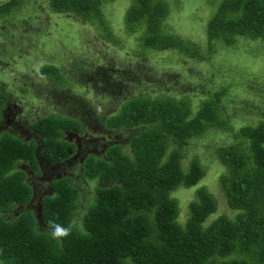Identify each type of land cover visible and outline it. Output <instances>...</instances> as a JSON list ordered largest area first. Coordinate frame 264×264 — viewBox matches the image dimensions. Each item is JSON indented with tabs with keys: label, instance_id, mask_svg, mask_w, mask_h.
Returning a JSON list of instances; mask_svg holds the SVG:
<instances>
[{
	"label": "trees",
	"instance_id": "16d2710c",
	"mask_svg": "<svg viewBox=\"0 0 264 264\" xmlns=\"http://www.w3.org/2000/svg\"><path fill=\"white\" fill-rule=\"evenodd\" d=\"M25 1L1 3L0 18L23 17L18 13ZM43 1L56 14L85 21L101 40L113 45L120 42L103 15L102 5L110 0ZM126 1L122 34L138 32L136 53L140 56L149 50H169L198 61L207 59L216 46L234 47L238 39L264 45V0H208L212 11L203 25L204 48L167 28L168 8L163 0ZM17 35V41H22L24 33L18 31ZM37 72L55 86L67 83L55 65L42 64ZM221 76L222 71L217 70L209 80ZM257 77L247 81H258ZM229 86L206 88L202 84L195 95L142 92L122 99L104 118L103 127L130 130L132 154L122 152L115 143L105 149L106 159L93 157V153L84 159L83 173L94 179L93 199L79 218L88 234L74 232L60 241L51 239L48 221L67 224L73 219L78 189L67 176L51 180L50 194L39 200L42 227L37 234L32 211L15 208L31 197L19 165L27 164L38 173L37 154L53 162L67 157L71 146L59 136L61 131H81V119L40 116L28 126L36 134L28 140L2 131L1 264H264V120L235 127L230 113L236 110L226 109L232 98L224 100ZM8 100L0 86V115ZM210 129L235 139L214 151V159L225 168L218 177L220 189L234 213L219 214L206 223L216 205L207 189L198 186L188 203L186 219L179 223L171 193L178 187L196 185L204 175L196 157L182 168L183 145Z\"/></svg>",
	"mask_w": 264,
	"mask_h": 264
},
{
	"label": "rangeland",
	"instance_id": "374dc122",
	"mask_svg": "<svg viewBox=\"0 0 264 264\" xmlns=\"http://www.w3.org/2000/svg\"><path fill=\"white\" fill-rule=\"evenodd\" d=\"M5 1L0 0V4ZM163 1L168 8L164 20L167 28L204 48L203 25L212 11L208 0ZM127 4L126 0H110L102 5L103 15L120 39L116 45L101 40L82 19L50 11L43 0H26L18 13L21 18L16 15L14 20L0 18V86L9 96L7 108L3 106L0 115V133L9 129L13 135L28 140L32 132L28 126L40 116L81 119V131H61L59 136L71 146L68 157L78 148L84 154L81 163L74 162L69 169H60L58 173L59 176L63 172L71 173V183L78 188L73 215L77 220L93 199L94 179L85 177L84 159L90 153L106 159L105 149L115 143L120 144L122 152L132 154L128 141L130 130L109 131L103 127L104 118L125 97L142 92L155 95L187 91L195 95L197 86L202 84L210 88L230 83L224 100L232 98L227 101L226 109L236 110L230 113L231 123L239 127L264 120V45L238 39L234 47L216 46L207 59L198 61L169 50H149L140 56L136 53L138 32L122 34L121 20ZM18 31L24 33L22 41H17ZM45 63L58 67L67 83L55 86L49 78H40L37 71ZM217 70L222 71V76L210 81V74ZM251 76H258V81H247ZM75 137L81 147L77 148ZM232 140L235 139L229 133L210 129L183 145L182 168L196 157L204 175L196 185L178 187L171 193L177 202L179 223L186 219L188 203L194 199L198 186L207 189L216 205L206 217V223L219 214L233 215L234 210L227 206L218 181L225 168L214 159L215 149ZM45 179L46 176L38 180L40 187L27 208L18 210L29 207L36 215L37 197L43 191Z\"/></svg>",
	"mask_w": 264,
	"mask_h": 264
},
{
	"label": "flooded vegetation",
	"instance_id": "af4514ba",
	"mask_svg": "<svg viewBox=\"0 0 264 264\" xmlns=\"http://www.w3.org/2000/svg\"><path fill=\"white\" fill-rule=\"evenodd\" d=\"M4 106H5V108H7L6 104ZM5 130H7V129H5ZM28 130H31V129L28 128ZM8 131H9V129H8ZM74 133H76V132H74ZM31 137H36V134L33 131L30 132L28 139H30ZM74 140L76 141V137ZM76 144H77V148H78L80 146V143H78V140L76 141ZM36 150H37V147L35 148V151ZM82 151L83 150L81 148H78L77 151L74 152L73 155H70L69 157L67 156V157H65L59 161H55V162L49 161L44 156L37 154L36 156H37L38 173H36L35 170L30 169L27 164L20 163L19 167L21 169H23V171L25 172V180L30 185L31 197L25 204L16 206L15 208L16 209L17 208L19 209L22 207L27 208L26 206H28L32 202V200L34 199L35 194L38 190V187H40V183L38 182V180L43 179L46 176V179L44 180V184H43V191L37 197L38 208L35 211L37 214V212L39 210V200L44 195L50 194L51 189H50L49 184L53 178H59V177L67 176L69 178V181L71 182V179L73 177L71 173L63 172V173H61L62 176H59L58 173L61 172L60 169H63V170L69 169L74 162L78 163L80 161V163H81V160L84 156V154L81 155ZM86 155H88V154H86ZM57 176H59V177H57ZM28 209H31V208L28 207ZM31 211L33 212L32 209H31Z\"/></svg>",
	"mask_w": 264,
	"mask_h": 264
},
{
	"label": "clouds",
	"instance_id": "9594fccd",
	"mask_svg": "<svg viewBox=\"0 0 264 264\" xmlns=\"http://www.w3.org/2000/svg\"><path fill=\"white\" fill-rule=\"evenodd\" d=\"M36 224H38L37 220H36ZM39 225L40 224L37 225V229H36L37 234H39L40 232ZM48 227L50 228L49 235L51 239L54 241H60L62 238L68 237L72 235L74 232L81 236H85L88 234L86 230L83 228L82 223L75 218L70 220L67 224H61L56 222L55 220H49Z\"/></svg>",
	"mask_w": 264,
	"mask_h": 264
},
{
	"label": "water",
	"instance_id": "95a60500",
	"mask_svg": "<svg viewBox=\"0 0 264 264\" xmlns=\"http://www.w3.org/2000/svg\"><path fill=\"white\" fill-rule=\"evenodd\" d=\"M34 217L37 220V223L42 225L41 219H40V209L38 210L37 214Z\"/></svg>",
	"mask_w": 264,
	"mask_h": 264
}]
</instances>
